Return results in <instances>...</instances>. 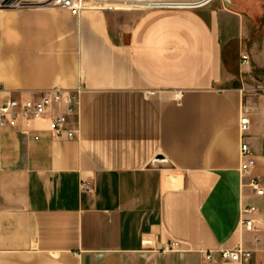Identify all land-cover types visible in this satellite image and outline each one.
<instances>
[{"label": "crops", "instance_id": "crops-1", "mask_svg": "<svg viewBox=\"0 0 264 264\" xmlns=\"http://www.w3.org/2000/svg\"><path fill=\"white\" fill-rule=\"evenodd\" d=\"M231 2L132 26L100 11L0 13L5 97L83 88L74 140L50 116L0 136V264H215L206 252L235 250L264 264V196L249 187L264 186V0Z\"/></svg>", "mask_w": 264, "mask_h": 264}, {"label": "built area", "instance_id": "built-area-1", "mask_svg": "<svg viewBox=\"0 0 264 264\" xmlns=\"http://www.w3.org/2000/svg\"><path fill=\"white\" fill-rule=\"evenodd\" d=\"M118 1L121 0H0V13L5 11H24L31 9L60 10L71 16L80 18L83 14L92 11H117ZM140 1V0H136ZM162 10H187L176 7H165ZM243 64H248L250 58L247 54L241 56ZM4 89L0 86V136L9 131H15L20 126L29 128L31 124L50 116L49 129L56 138L74 140L76 130L70 129L71 119L77 115L79 95L83 88L79 87L73 92L63 89H53L43 92L37 98L16 100L4 96ZM241 133L250 130V122L246 117L241 119ZM256 166L255 157L246 143L241 146V166L243 175H250ZM256 196H264V186L258 178H252L249 183ZM83 188L89 190V185ZM255 207H245L242 211V228L245 231H255ZM176 248L177 244H172ZM252 258V253L245 250L206 252L205 260L209 263H237L243 264Z\"/></svg>", "mask_w": 264, "mask_h": 264}, {"label": "rangeland", "instance_id": "rangeland-1", "mask_svg": "<svg viewBox=\"0 0 264 264\" xmlns=\"http://www.w3.org/2000/svg\"><path fill=\"white\" fill-rule=\"evenodd\" d=\"M214 1L216 0H203L202 2L200 0H121L118 1L119 6L117 7L119 8V10L105 12L116 17L122 16L118 19L119 23H124L127 26H132L134 24V16L138 13L146 14L154 11H159L161 10V8L165 7L186 8L182 6L185 4H187V6L197 7L187 8V11L203 10Z\"/></svg>", "mask_w": 264, "mask_h": 264}, {"label": "water", "instance_id": "water-1", "mask_svg": "<svg viewBox=\"0 0 264 264\" xmlns=\"http://www.w3.org/2000/svg\"><path fill=\"white\" fill-rule=\"evenodd\" d=\"M226 4L229 6V7H234L235 5L231 2V0H225Z\"/></svg>", "mask_w": 264, "mask_h": 264}]
</instances>
